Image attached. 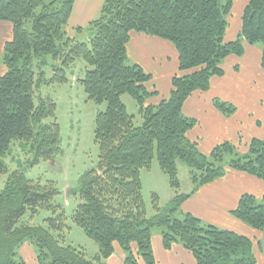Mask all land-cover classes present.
Wrapping results in <instances>:
<instances>
[{
    "label": "trees",
    "instance_id": "trees-1",
    "mask_svg": "<svg viewBox=\"0 0 264 264\" xmlns=\"http://www.w3.org/2000/svg\"><path fill=\"white\" fill-rule=\"evenodd\" d=\"M75 3L0 0V21L12 23L14 34L5 45L7 72L0 77V175L9 171L3 158L15 141L29 147L34 165L60 154L57 104L39 92L44 85L70 83L69 70L83 60L86 73L79 83L87 100L107 103V108L95 120L99 161L78 181L75 193L81 202L71 218L99 253L88 257L83 248L64 245L69 218L56 203L61 196L57 184L35 182L15 171L0 190V264H26L20 250L27 243L33 245L38 264H109L116 245L126 253L125 264H157L152 237L158 227L164 230L165 249L181 245L197 264H258L253 240L181 208L204 185L225 177L227 169L264 180V139H253L243 155L230 142L214 147L210 155L200 153L198 143L187 136L198 122L187 118L183 107L192 94L209 91L212 78L225 74L222 64L228 57L244 55V43L262 47L264 70V0L246 5L242 30L232 43L225 34L234 0H105L100 19L77 30L90 32L83 42L66 31ZM132 32L167 40L178 50L181 74L173 77L169 98L157 105L148 104L156 94L147 86L152 75L129 60ZM50 56L55 64L48 78L44 68ZM125 95L136 100L142 127H136L135 116L127 111ZM214 104L226 116L236 111L218 99ZM227 155L234 158L226 162ZM156 159L176 197L162 208L155 195L156 215L149 217L141 177ZM179 162L190 169L191 195L181 193ZM240 199L232 216L263 233L264 197L260 201L246 194ZM42 209L51 213L46 226L23 222L27 214L34 217Z\"/></svg>",
    "mask_w": 264,
    "mask_h": 264
},
{
    "label": "crops",
    "instance_id": "crops-1",
    "mask_svg": "<svg viewBox=\"0 0 264 264\" xmlns=\"http://www.w3.org/2000/svg\"><path fill=\"white\" fill-rule=\"evenodd\" d=\"M249 1L240 0L242 14ZM104 3L105 0H76L66 29L68 36L78 39L79 28L85 29L92 22L99 20ZM235 6L234 4V8ZM241 30L242 15L236 28H231V24L229 25L225 41L227 43L235 41ZM13 35L12 23L0 21V47L5 49V45L12 40ZM244 46L246 50L242 57L232 55L224 61L222 67L225 74L211 79L210 90L192 94L183 107L184 115L198 122L187 135L188 140L198 143L199 149L206 155H210L214 147L224 142L233 143L240 152L246 153L253 139H264L262 48L247 43H244ZM127 52L132 64L141 65L149 75H152V81L147 86L151 91H156V94L151 97L148 104L157 105L168 99L172 91L173 77L181 74L179 54L175 46L164 39L132 32ZM6 72V66L0 62V77ZM71 76L80 80L74 74ZM216 99L231 103L230 105L236 107L235 113L231 116L222 114L215 107ZM201 189L192 198L186 200L182 205V211L194 214L203 222L253 240L258 264H264V232H259L232 216L243 195L251 194L262 201L264 180L244 172L227 169L225 177L204 185ZM152 238L157 264H197L193 255L181 245L175 244L170 250L165 249L162 233L153 235ZM115 251L107 263L125 264V251H122L118 245L115 246ZM20 255L26 264H38L37 254L31 243L21 248Z\"/></svg>",
    "mask_w": 264,
    "mask_h": 264
},
{
    "label": "rangeland",
    "instance_id": "rangeland-1",
    "mask_svg": "<svg viewBox=\"0 0 264 264\" xmlns=\"http://www.w3.org/2000/svg\"><path fill=\"white\" fill-rule=\"evenodd\" d=\"M240 0H236L235 8L232 9V14L228 18L231 22V28L237 27V22L240 19L242 12L239 6ZM239 6V9H238ZM230 31V28H229ZM71 35V34H70ZM90 32L78 34V41H87ZM260 49L261 46H257ZM5 49L0 47V62L4 65ZM48 64L45 65L44 71L48 78L53 75L54 61L50 56L47 58ZM81 62V63H78ZM85 66V68H84ZM36 68V64L34 66ZM38 69V68H36ZM86 73V63L83 60L77 61V64L69 70L70 83L68 84H52L41 87L39 95L43 98L50 97L56 102L57 121L61 125V152L50 161H42L34 165V154L24 142L15 141L10 148V152L3 158V162L8 167V173L0 175V190L4 189L10 173L21 171L26 176L35 182L45 183L53 181L61 193V196L56 199V203L61 205L69 218L68 226L70 227L65 233V246L74 248H83L88 257H94L99 252L97 244L86 237L84 231L75 225L72 221V215L75 209L80 204V195L75 193L78 189L80 177L97 166L99 161V147L95 143V120L100 111H105L106 104H97L88 99L87 93L79 83L71 75L84 78ZM123 102L129 114L135 116L136 127H142L143 122L140 118V110L136 100L131 95L122 97ZM224 101V100H223ZM231 104V103H227ZM200 153H203L200 150ZM236 152H240L239 149ZM204 154V153H203ZM234 156L227 155L225 160L230 162ZM179 178L181 180V193L191 195L194 191V183L191 178L190 169L188 166L180 163ZM141 180L143 181L144 201L147 205V215L153 217L156 215L153 203V197L158 195V201L162 208H167L172 200L176 197V192L171 187V182L168 175L159 167L157 159L152 165L151 170L142 172ZM202 189L200 188V191ZM199 191V192H200ZM261 201V200H260ZM182 211V208H181ZM51 217V213L47 210H40L39 214L31 217L27 214L22 220L25 223H30L34 226H46V220ZM177 217L181 218L179 214ZM206 223V222H205ZM219 227V226H218ZM220 229H223L219 227ZM164 230L161 227L153 230V235L157 236Z\"/></svg>",
    "mask_w": 264,
    "mask_h": 264
}]
</instances>
